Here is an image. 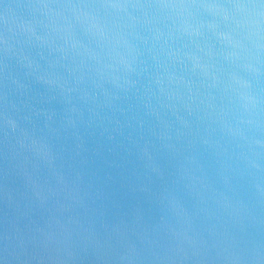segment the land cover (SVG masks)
Returning a JSON list of instances; mask_svg holds the SVG:
<instances>
[{"label": "clouds", "instance_id": "9594fccd", "mask_svg": "<svg viewBox=\"0 0 264 264\" xmlns=\"http://www.w3.org/2000/svg\"><path fill=\"white\" fill-rule=\"evenodd\" d=\"M105 120L130 200L97 223L76 158ZM0 134L5 174L50 210L15 264H264V0L5 5Z\"/></svg>", "mask_w": 264, "mask_h": 264}, {"label": "water", "instance_id": "95a60500", "mask_svg": "<svg viewBox=\"0 0 264 264\" xmlns=\"http://www.w3.org/2000/svg\"><path fill=\"white\" fill-rule=\"evenodd\" d=\"M25 2L28 0H0V28L3 26L5 5ZM116 118L119 119L118 114ZM113 127L107 120L94 121L86 128L80 126L78 133L81 148L76 160L90 199L86 211H77L97 223H112L113 205L127 206L130 200L127 189L129 168L121 149L123 137L113 132ZM75 142V138H70V144L74 146ZM3 148L0 134V264H15L6 249H12L37 229L44 228L49 221L50 210L33 204L21 195L22 181L5 174ZM256 239L264 240V231L259 228ZM32 264L36 262L32 261Z\"/></svg>", "mask_w": 264, "mask_h": 264}]
</instances>
